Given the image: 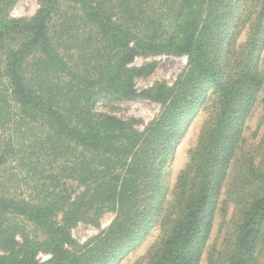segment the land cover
<instances>
[{
  "label": "trees",
  "instance_id": "16d2710c",
  "mask_svg": "<svg viewBox=\"0 0 264 264\" xmlns=\"http://www.w3.org/2000/svg\"><path fill=\"white\" fill-rule=\"evenodd\" d=\"M17 2L0 0V130L20 121L26 131L0 149V264H112L155 226L147 264H264V137L257 147L245 137L264 104V0H42L13 19ZM161 54L186 56V68L172 86L137 92L155 66L130 64ZM208 96L167 200L166 170ZM137 98L160 106L142 130L97 111ZM10 160L31 178L28 193L1 181ZM70 181L82 189L74 196ZM104 213L109 227L76 243L72 230L100 229Z\"/></svg>",
  "mask_w": 264,
  "mask_h": 264
},
{
  "label": "rangeland",
  "instance_id": "374dc122",
  "mask_svg": "<svg viewBox=\"0 0 264 264\" xmlns=\"http://www.w3.org/2000/svg\"><path fill=\"white\" fill-rule=\"evenodd\" d=\"M41 1L42 0H18L16 5L10 11V17L13 19H19L34 16L40 8ZM245 40L246 32L242 34L239 43L241 44ZM187 61L186 56L177 57L167 54L141 55L136 57L130 64L131 68H140L147 64L153 65L155 68L151 75L136 78L135 89L137 92H142L151 88L156 83H165L168 86H172L179 75L186 68ZM210 100L211 98L208 96L205 99L206 103L196 112L193 119L186 127L185 133L176 147L171 164L166 170L164 181L168 192L167 200H171L172 191L176 184L177 177L188 164L189 153L198 142L201 128L208 118L207 108L211 102ZM97 111L110 113L125 120L134 119L138 123L136 127L142 130L159 114L160 106L155 102L137 98L131 101L114 103L113 105L100 103L97 106ZM14 123L15 124L6 127L4 130H0V149L1 145L5 147L7 143L12 145V147H17L19 145V141L21 139L20 131L22 130L21 133L23 134L26 131V127H22L21 125L23 124H21L20 121ZM34 127L35 131L39 133L40 127L37 125H34ZM245 137L247 145L250 147L253 145L257 147L260 144L262 138L264 137V104H260L256 107L254 114L246 125ZM33 143L34 139L27 140L23 144L26 148H31ZM35 146L36 148H39L38 144ZM19 173V165L17 162L15 160H10L2 169L1 181L6 182L9 186L8 188L18 194L28 193L33 187V182L31 178L24 173H20L19 177H17L16 175ZM67 187L69 189L68 194L70 196H74L76 191L82 190L77 187L76 181L68 182ZM231 211L232 209H230V214ZM113 219L114 215L112 213H104L100 221V229H96L94 226L89 224L81 223L72 230V237L76 243L80 245L89 243L94 237L104 231V229L108 228ZM219 221L220 218L216 221L210 243H214L219 237ZM23 224L28 227V234L32 242H34L36 238H42L31 224ZM160 237L161 230L159 226L153 227L148 234L137 241L133 248L127 250L124 256L115 260L112 264H147V255L151 248L157 244ZM16 240L20 244L24 242L20 235L16 237ZM49 257V255L44 253L37 254V259L39 260H46ZM201 264H207L206 256H204Z\"/></svg>",
  "mask_w": 264,
  "mask_h": 264
}]
</instances>
